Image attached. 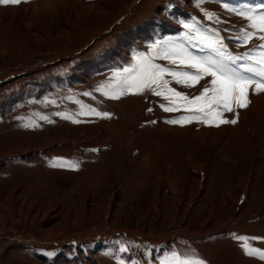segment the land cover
I'll return each mask as SVG.
<instances>
[{
  "label": "rangeland",
  "instance_id": "1",
  "mask_svg": "<svg viewBox=\"0 0 264 264\" xmlns=\"http://www.w3.org/2000/svg\"><path fill=\"white\" fill-rule=\"evenodd\" d=\"M26 1L0 19V264H161L172 253L264 264L239 239L264 251V92L249 89L248 106L232 112L213 105L235 124H170L203 114L182 101L166 112L151 91L113 99L96 90L157 41L212 55L183 39L184 22L231 37L226 29L247 21L219 0ZM225 43L238 55L262 41ZM210 79L170 86L191 99ZM49 247L51 258L42 254Z\"/></svg>",
  "mask_w": 264,
  "mask_h": 264
},
{
  "label": "snow or ice",
  "instance_id": "2",
  "mask_svg": "<svg viewBox=\"0 0 264 264\" xmlns=\"http://www.w3.org/2000/svg\"><path fill=\"white\" fill-rule=\"evenodd\" d=\"M19 2L20 0H0V4L5 5ZM219 2L223 4L226 11L247 21L244 27L226 29L233 31V36H221L219 29L201 27L194 19L192 23H183V28L187 30L183 34V39L194 43L196 47L209 50L212 55H195L184 44L171 40L157 41L149 46L150 54L138 53L134 56V64L131 67L113 72L110 80L114 83H109L106 87L102 85L96 90L113 99H118L128 92L140 94L151 91L153 95L163 97L167 101V104L161 105L166 112L179 110L177 102L182 101L186 110L203 114L168 120L167 123L170 124H182L191 122L193 119H203L206 123L218 121V124H235L236 119H219L222 113L216 112L213 105L222 107L225 112H232L233 107L248 106L250 103L249 89L257 93L264 92V5H261L258 10L256 7H238L229 3L228 0H219ZM202 11L205 19L209 21L216 24L227 23L215 13ZM226 39H231L238 47L248 45L253 39H259L262 43L237 55L228 50ZM156 59L166 60L174 67L157 64L154 62ZM205 77H210V81L203 87L199 96L191 99L170 86L174 81L176 84L194 87ZM85 95H90V93H85ZM201 101L203 103H199ZM87 114L104 117L109 115L96 112L95 109H88ZM58 115L64 119H72L63 113ZM209 115L214 116L212 121L208 120ZM73 122L78 123L79 121L74 120ZM29 126L32 125L25 124V127ZM67 166L77 167L75 164ZM239 239L244 241L242 247L247 255L264 259V251L250 247L244 237H239ZM161 264H204V262L195 257L182 259L176 253H172L171 258L162 261Z\"/></svg>",
  "mask_w": 264,
  "mask_h": 264
},
{
  "label": "crops",
  "instance_id": "3",
  "mask_svg": "<svg viewBox=\"0 0 264 264\" xmlns=\"http://www.w3.org/2000/svg\"><path fill=\"white\" fill-rule=\"evenodd\" d=\"M24 5V6H19V5ZM28 4H30V2H27L26 0H20V2L19 3H17V4H7V5H5V4H0V19L2 18V15L4 14V13H6V12H10V11H14V10H21V9H24L23 7H26ZM34 5H36V4H34ZM31 6H33V5H31ZM31 6H28V7H31ZM18 7V8H17ZM27 7V8H28ZM17 8V9H16ZM1 26H3V23H1L0 24V27ZM6 25L5 26H3L2 28H3V30H6ZM65 39H67V38H65ZM61 44V43H60ZM121 234V236L122 237H124L125 238V236H127L126 235V233L125 232H121L120 233ZM55 238H53V240H51V241H54V240H56V238L58 237H56V236H54ZM136 238H140V237H136ZM109 239V241H112L113 239H111L110 240V238H108ZM133 240L135 239V238H132ZM68 241H70L69 242V245H71V246H74V247H78V245H79V241H77L76 239H69ZM100 242H103V241H100ZM99 241L95 244L96 246H97V244H99L100 243ZM89 244L88 243H85V245H84V247H87ZM93 244H91L90 243V246H92ZM57 246H59V244H55L53 247L54 248H56ZM53 247H49V248H47V250H44L43 252H42V254L44 255V256H48V257H53ZM95 247V246H94Z\"/></svg>",
  "mask_w": 264,
  "mask_h": 264
},
{
  "label": "built area",
  "instance_id": "4",
  "mask_svg": "<svg viewBox=\"0 0 264 264\" xmlns=\"http://www.w3.org/2000/svg\"><path fill=\"white\" fill-rule=\"evenodd\" d=\"M39 61H41L40 59H39ZM14 76H12L11 78H13Z\"/></svg>",
  "mask_w": 264,
  "mask_h": 264
},
{
  "label": "bare ground",
  "instance_id": "5",
  "mask_svg": "<svg viewBox=\"0 0 264 264\" xmlns=\"http://www.w3.org/2000/svg\"><path fill=\"white\" fill-rule=\"evenodd\" d=\"M55 238V237H54ZM51 240H53V237H52V239Z\"/></svg>",
  "mask_w": 264,
  "mask_h": 264
}]
</instances>
